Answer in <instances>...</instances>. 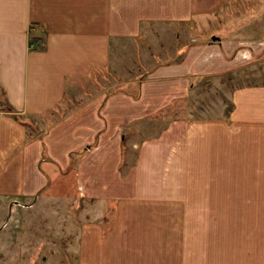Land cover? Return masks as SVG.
Listing matches in <instances>:
<instances>
[{"label": "crops", "instance_id": "obj_1", "mask_svg": "<svg viewBox=\"0 0 264 264\" xmlns=\"http://www.w3.org/2000/svg\"><path fill=\"white\" fill-rule=\"evenodd\" d=\"M235 1L0 0V264H35L39 229L65 233L70 227L39 226L35 219L86 218L81 206L67 209L78 195L97 210L88 213L91 221L72 223L79 229L76 240L61 246L72 250L73 264H264V228L254 229L264 227V84L232 90L227 115L183 119L180 130L177 119L162 130L159 118L164 107L186 96L192 80L235 67L237 35L226 41L215 33L190 36L181 57L145 73L134 93L96 94L50 124L43 118L61 105L67 83L108 66L114 42L133 43L141 23H199ZM251 1L264 10V0ZM29 36L39 42L29 44ZM41 41L44 48H35ZM149 123L155 134L146 136ZM226 137L233 150L241 138L250 139V165L257 172L249 181L256 225L251 222L243 256H218L222 243L210 245L207 233V240L179 241L188 231L171 223L177 172L188 168L193 146L202 145L196 153L210 164L211 147L224 158ZM167 172L173 177L163 176ZM55 241L47 246L58 249ZM47 263L45 257L36 261Z\"/></svg>", "mask_w": 264, "mask_h": 264}, {"label": "rangeland", "instance_id": "obj_2", "mask_svg": "<svg viewBox=\"0 0 264 264\" xmlns=\"http://www.w3.org/2000/svg\"><path fill=\"white\" fill-rule=\"evenodd\" d=\"M257 4L258 2L251 0L224 4L215 12L214 17L205 18L206 21L199 23L188 21L141 23L140 34L133 43L114 42L111 59L106 68L67 83L65 99L53 112L43 117L45 124H50L63 112L96 94L109 95L121 90L134 93L137 80L144 77L145 73L156 65L175 62L181 57L190 36H203L207 39L210 38V33L218 34L225 41L237 35L235 37L239 39V47L234 48L232 53L234 56L237 55L235 67L220 76L213 78L203 76L192 80L191 89L186 96L164 107L159 113V118L162 126L165 124L162 130L169 127L168 121L175 119L178 120V126L175 128L180 130L183 119L227 115L231 110L229 94L232 90L264 84V10H258ZM33 27L36 26L31 25V30ZM39 27L43 30L42 26ZM23 118L21 117V120L25 124H33L31 119ZM155 124L158 125L157 122ZM145 128H147L146 136L155 134L150 123ZM225 141L227 144L224 158L223 154L218 153L217 149L212 150L211 147L210 164L203 163V155L196 153L197 149H202V145L193 146L195 153L192 157L188 156L190 162L188 168L177 172V211L175 217L171 218V223L173 225L176 221L178 229L188 231L186 239L184 234L179 235V241L207 240V233L209 238L207 242H210V245L214 242L222 243L220 247L224 249L214 251L218 256L232 257L234 252L236 256L239 252L243 256L249 249L251 222L256 225L255 219L250 217L253 203L250 201L249 181L257 175V172L250 165L248 137L238 140L237 145L236 141L233 142L236 145L234 146L236 153L231 147L232 138L226 137ZM179 166L185 167L184 161L179 162ZM204 166L207 168H203ZM169 174L170 172H167L163 176L172 178L173 175ZM186 179L188 181L191 179L192 184H184ZM80 198L78 195L74 205H70L67 209L72 212L81 206L87 215L86 218L83 216L67 219L61 217L35 219V223L40 224L39 226L46 227L48 223L55 228L58 226L63 228L66 224L70 226L65 229V233L64 229H52L53 232H50L51 229H39L33 243L35 264L42 257L47 258V264H73L72 250L63 249L61 246H66L65 243L68 241L76 240V232L79 229L74 225L91 221L88 213L97 210L93 201ZM114 205L112 201L107 204L103 220H109L110 210ZM167 220L169 221V218ZM258 221L260 224V219ZM72 223L74 225H71ZM262 228L264 227H254V229ZM49 239L56 240L54 245L58 246V249L47 246L51 245Z\"/></svg>", "mask_w": 264, "mask_h": 264}, {"label": "trees", "instance_id": "obj_3", "mask_svg": "<svg viewBox=\"0 0 264 264\" xmlns=\"http://www.w3.org/2000/svg\"><path fill=\"white\" fill-rule=\"evenodd\" d=\"M33 42H39V39L35 38V37H29L28 38V43L31 44ZM35 48L37 49H43L44 48V42L41 41L40 43H37V45L35 46ZM4 104L1 105V108L5 109V110H8V107L6 106H3Z\"/></svg>", "mask_w": 264, "mask_h": 264}]
</instances>
